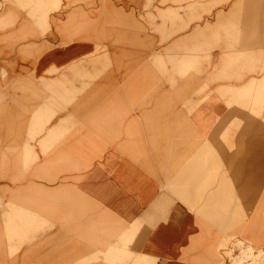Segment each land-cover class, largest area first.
<instances>
[{"label":"crops","instance_id":"crops-1","mask_svg":"<svg viewBox=\"0 0 264 264\" xmlns=\"http://www.w3.org/2000/svg\"><path fill=\"white\" fill-rule=\"evenodd\" d=\"M57 1L61 10L62 0ZM143 1L108 0V6L122 13L132 2L127 10L137 11ZM12 13V9L0 8V87L4 71L28 98L44 100H28L23 103L26 108L19 109L18 93L10 112L22 116L17 121L11 117L8 126L2 121L0 101V130H27L25 136L24 132L5 137L0 133V264H110L98 258V226L105 219L111 226L141 223L128 248L149 255L154 264H212L202 248L194 247L201 233L196 214L183 202L169 200L162 193L161 172L142 162L145 157L151 162L186 161L188 155L180 153L183 146L216 144L217 132L212 136L213 131L229 110L217 90L222 85L199 94L205 83H195L194 74L179 81L172 72L167 84L162 67L155 70L149 64L151 58L115 52L100 56L97 43L91 40L52 44L46 39L47 44L39 45L29 40L35 32L29 24H3L7 17H14ZM51 15L62 14L49 10L47 22ZM36 44L42 46L38 52ZM54 86H60L58 96L66 103L68 97L75 98L42 124L40 114L32 116L31 110L36 104L43 109L49 104L48 90ZM223 123L224 130L227 121ZM188 128L193 136L186 135ZM132 146L142 150L135 153ZM157 146H171V151L158 152ZM25 148L32 150L31 159ZM209 151H205L208 156ZM20 160L38 161L28 163L23 180L19 179ZM48 161L61 165L52 181L37 172L38 165ZM3 177L11 180L3 181ZM254 185L248 181L236 185V199L228 201L230 209L259 208L258 184ZM4 218L10 226L5 233L10 236H4ZM251 218L246 234L261 243L264 239L259 238L257 226L250 224ZM20 225L27 228L22 239L30 240L21 249L18 243L13 245L23 230ZM37 225H42L43 232L35 237ZM212 230L219 240L221 235ZM5 239L12 241L15 252L4 249ZM105 239L114 242L115 238ZM210 240L207 243L214 244Z\"/></svg>","mask_w":264,"mask_h":264},{"label":"rangeland","instance_id":"rangeland-1","mask_svg":"<svg viewBox=\"0 0 264 264\" xmlns=\"http://www.w3.org/2000/svg\"><path fill=\"white\" fill-rule=\"evenodd\" d=\"M58 3L57 0H0V8L12 9L14 16L7 17L3 24H29L35 30L29 40H35L39 45L47 44L46 39H50L52 44L91 40L97 43L99 49L96 53L99 52L100 56L113 55V52L119 53L117 55L147 56L151 58L148 62L153 69L162 67L163 80L167 84L169 72L174 73L179 81L194 74L195 83H205L199 94L222 85L217 90L229 110L213 131L212 136H216L217 132L216 144L210 147L183 146L180 153L188 155L186 161L151 162L149 157L144 156L142 163L150 170L157 168L161 172L164 177L162 193L169 200L183 202L196 214L201 233L194 241V247L202 248L212 264H264V241L256 243L246 234V224L252 215L250 224L257 226L259 238L264 239V0H144L140 6L142 9L127 10L134 4L128 2L126 11L122 13L113 11L108 6V0H62L61 10H58ZM49 10L62 15H51L47 22ZM118 44L126 47H115ZM22 83L20 80V85ZM16 86L17 83L12 84L3 71L0 101L4 126L10 124L11 117H15L16 121L21 119L22 114L11 116L10 112L18 93L19 109L26 108L23 103L28 100H44L37 96L28 98L25 91L16 89ZM59 88H49V104L44 109L41 104H36L31 110L34 112L32 116L40 114L42 124L48 121L51 113L57 115L60 106L64 109L75 98L68 97L66 103L64 97L60 99L58 96ZM21 94L24 96L21 97ZM224 119L227 126L223 130ZM26 131L4 127L0 133L5 137L22 136L24 132L25 136ZM186 135L194 134L188 128ZM50 137L54 139L55 135ZM5 147L7 145L4 144ZM140 147L132 146V151L138 153L142 150ZM40 148L44 153L49 145L44 151ZM205 148H210L209 156ZM157 150L168 152L171 146H157ZM30 152L32 150L26 149L31 159ZM200 157L204 159L198 160ZM29 161L18 162L20 180H23L27 165L38 163ZM59 166V161H48L38 165L37 172L46 174L47 180L52 181ZM10 180L3 177V181ZM247 181L249 184L253 182V186L258 184L259 208L230 209L228 201L236 199V185ZM223 191L225 195L221 193ZM104 221L100 222L97 234L98 258L101 261L110 264H154L149 255L135 253L128 248L141 223L123 227L117 223L111 226L110 222L107 225V219ZM9 227L4 218V236H10L9 232L5 233V228L8 231ZM211 227L221 235L219 240L213 235ZM20 228L23 230L20 229L17 242L13 241V245L18 243L19 249L30 241L22 239L26 236V225H20ZM42 232V225H37L35 237ZM111 235L115 238L114 242L106 241V236ZM208 240L214 244H208ZM31 242L34 243L33 239ZM2 244L9 253L16 251L11 249L10 239L3 240ZM85 262L86 259L82 261Z\"/></svg>","mask_w":264,"mask_h":264}]
</instances>
